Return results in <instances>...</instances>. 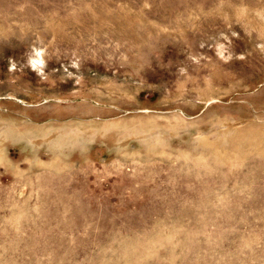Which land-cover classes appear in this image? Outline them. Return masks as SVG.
Here are the masks:
<instances>
[{"label": "rangeland", "instance_id": "rangeland-1", "mask_svg": "<svg viewBox=\"0 0 264 264\" xmlns=\"http://www.w3.org/2000/svg\"><path fill=\"white\" fill-rule=\"evenodd\" d=\"M0 264H264V0H0Z\"/></svg>", "mask_w": 264, "mask_h": 264}]
</instances>
